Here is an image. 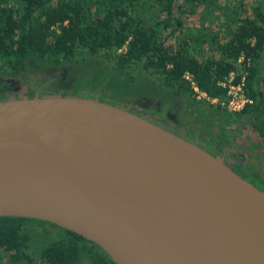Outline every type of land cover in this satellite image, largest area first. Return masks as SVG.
I'll use <instances>...</instances> for the list:
<instances>
[{"label": "water", "instance_id": "95a60500", "mask_svg": "<svg viewBox=\"0 0 264 264\" xmlns=\"http://www.w3.org/2000/svg\"><path fill=\"white\" fill-rule=\"evenodd\" d=\"M52 223L115 264H264V191L117 105L0 101V217Z\"/></svg>", "mask_w": 264, "mask_h": 264}, {"label": "trees", "instance_id": "16d2710c", "mask_svg": "<svg viewBox=\"0 0 264 264\" xmlns=\"http://www.w3.org/2000/svg\"><path fill=\"white\" fill-rule=\"evenodd\" d=\"M215 3L216 0H0V72L18 74L32 61L59 68L61 64L105 60L121 73L140 65L174 93L187 98L192 97L193 82L208 97L219 100L225 98L226 89L218 82L232 72L234 83L244 78L246 94L252 99L236 113L241 116L263 103V92L254 81L264 51V0H240L226 8ZM200 5L204 7L201 18L210 17L211 23L222 16V22L218 21L216 31L207 25L196 35L185 33V18ZM215 110L226 111L219 103ZM253 128L264 139V115L255 116ZM30 222L48 223L0 217V257L7 253L13 263L32 262L24 252L30 241L24 226ZM62 230L61 239L41 249V264H77L82 253L91 264H115L96 244Z\"/></svg>", "mask_w": 264, "mask_h": 264}, {"label": "rangeland", "instance_id": "374dc122", "mask_svg": "<svg viewBox=\"0 0 264 264\" xmlns=\"http://www.w3.org/2000/svg\"><path fill=\"white\" fill-rule=\"evenodd\" d=\"M239 1L216 0L215 4L222 5L226 8L227 6L230 7L238 4ZM244 1L250 3L251 0ZM203 9L204 7L200 5L195 12L185 18V33L196 35L201 28L207 25L212 30H217L218 21L222 22V16L218 19L213 18V21L210 23L208 21L210 17L208 19L201 18ZM215 14L218 13L215 12ZM205 49L206 54H210L209 49ZM87 62H84L86 64L82 63L84 65L77 63L61 64L59 67L61 69L58 72H50L49 77L45 73L40 75L41 77L38 81L45 83L47 80H50V82H47V92L42 95L54 94V92H48V90H54L62 80L67 79L69 81L66 80L69 85V90L87 91L83 95L75 96L92 98L100 93L102 98L114 100L118 105H112L117 106L119 104L126 105L123 100H137L141 98L138 96L139 94L146 96L148 101L149 99L152 100L150 102H156L158 99L166 101L175 100L177 101V106H181L183 111L179 113L176 109L172 108L170 113L176 116L180 122L179 126L181 130L185 131L186 135L193 137L202 136L203 138L200 137V140H205L207 142L206 145H209L208 147H216L219 143L231 142L232 135L239 133L233 139L235 146L233 149L234 154H242L245 158H249V161H254V164L259 166V170L263 171L264 178V140L256 138L254 134L252 135L248 124L239 123L240 118L236 113H230L228 111L218 113L215 110L217 103H211L200 94H197L191 84V98H187L183 94L174 93L154 73L146 71L140 65H136L135 68H129L128 71L121 73L115 71L112 63L105 60L93 59ZM66 63L64 62V64ZM21 73L9 74L6 71L0 72V86L11 85L18 78L16 76ZM254 83L263 92V103L255 112V116H261L264 115V51L262 52L259 63V74ZM97 91L99 92L97 93ZM13 97L28 96L19 94ZM105 101L107 100H103L102 102ZM187 130L188 132H186ZM24 231L30 236L28 247L24 252L32 259V262L27 263V261H21L19 263H13L10 261L8 254L3 253L0 257V264H41V249L50 242L59 240L64 236V231L60 227L50 223L39 224L30 222L24 226ZM77 264H91V262L88 256L82 253Z\"/></svg>", "mask_w": 264, "mask_h": 264}, {"label": "flooded vegetation", "instance_id": "af4514ba", "mask_svg": "<svg viewBox=\"0 0 264 264\" xmlns=\"http://www.w3.org/2000/svg\"><path fill=\"white\" fill-rule=\"evenodd\" d=\"M29 66L30 67H27L21 74L16 76L18 78L14 83H11V85L9 86H0V101L9 99L13 96H18L19 94L33 97L35 95L40 96L43 93H46V89H48L47 82H50V80H47V82L45 83L40 82L38 81L41 77L40 75H43L45 73L46 75L48 74L47 77H49L50 72H58L61 69H59L58 67L39 65L34 61H32L31 65ZM66 80L67 79L62 80L56 86V88H54V90L49 89L48 92L60 93L62 95H83L84 92H87L86 90H79L76 93V89L69 90V85L67 83L68 80ZM98 92L99 91H97V93ZM138 96L141 98H138L137 100H123L126 105L119 104V107H122L125 110H128L129 112L134 113L150 121L151 123L162 127L163 129H166L167 131L177 135L178 137L197 145L213 156L221 157L224 163L228 165L231 170L234 171L237 175L246 179L261 191L264 190L263 171L259 170V166L255 165L254 161H249L250 159L247 157L245 158V156H243L242 154L236 155L234 154L235 152H233V149L235 148L233 139L235 138V135H239V133L232 135L231 142L227 141L222 144H217L216 147H208L209 145H206L207 142L205 140H200V137L203 138L202 136H188L185 134V131L181 130V127L179 126L180 122L178 121L176 116L170 113V110L172 108L176 109V111L179 113L183 111L181 106H177V101H166L163 99H158L156 100V102H150L152 100L149 99L148 101V98H146V96H143L141 94H139ZM92 98H95L99 101L107 100L105 102L109 104H117L112 99L102 98L100 93ZM256 111L257 109L253 110L250 113L239 116L240 120L238 122L248 124L250 126V132L252 133V135L254 134L256 138L264 140L255 132L253 128ZM186 132H188V130Z\"/></svg>", "mask_w": 264, "mask_h": 264}, {"label": "built area", "instance_id": "2783aa9c", "mask_svg": "<svg viewBox=\"0 0 264 264\" xmlns=\"http://www.w3.org/2000/svg\"><path fill=\"white\" fill-rule=\"evenodd\" d=\"M185 78L189 80L188 75H186ZM233 79L234 73L231 72L222 81L218 82L219 86L226 89V96L222 100L208 97L204 92L200 91L193 82H191V85L197 94H200L211 103H219L226 111L230 113H237L240 112L246 104H251L252 99L246 94L244 78H242L238 83H234Z\"/></svg>", "mask_w": 264, "mask_h": 264}]
</instances>
